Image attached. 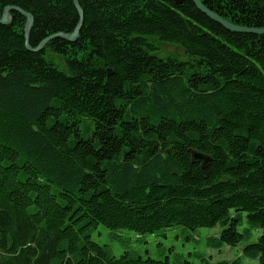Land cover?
Segmentation results:
<instances>
[{
	"label": "trees",
	"instance_id": "1",
	"mask_svg": "<svg viewBox=\"0 0 264 264\" xmlns=\"http://www.w3.org/2000/svg\"><path fill=\"white\" fill-rule=\"evenodd\" d=\"M201 1L264 27V0ZM77 2L74 42L33 52L23 16L0 23V264H243L116 257L91 239L99 224L219 225L207 245L243 244L264 264V34L229 31L191 0ZM5 6L33 16L32 47L79 20L74 0H0V17Z\"/></svg>",
	"mask_w": 264,
	"mask_h": 264
},
{
	"label": "rangeland",
	"instance_id": "2",
	"mask_svg": "<svg viewBox=\"0 0 264 264\" xmlns=\"http://www.w3.org/2000/svg\"><path fill=\"white\" fill-rule=\"evenodd\" d=\"M162 53L180 52L175 46H161ZM158 56H163L158 54ZM220 226L199 227L189 229L181 225L173 226L164 231V234H143L137 235L128 229L110 230L104 225H97L91 233V239L100 244L106 245L113 256L118 257L123 251H131L142 257L162 259L167 256L172 259L175 255H181L189 261L199 262L197 254L204 255L210 262L218 260H231L240 257L243 264H255L256 259H250L241 255L243 244L229 246L222 244L214 247L209 246L206 240L210 236H217Z\"/></svg>",
	"mask_w": 264,
	"mask_h": 264
},
{
	"label": "water",
	"instance_id": "3",
	"mask_svg": "<svg viewBox=\"0 0 264 264\" xmlns=\"http://www.w3.org/2000/svg\"><path fill=\"white\" fill-rule=\"evenodd\" d=\"M193 2V4L196 6L197 9H199L203 14H205L208 18H210L211 20L217 22L218 24H220L223 28L232 31V32H239V33H253V34H264V27H246V26H241V25H237L234 24L230 21H228L227 19H225L224 17L216 14L215 12L211 11L210 9H208L201 0H191ZM74 4L75 7L78 11L79 14V20L76 24V26L74 27L73 31L71 33H62V32H57L55 34L49 35L45 38H43L39 44L35 47H32L29 45V32L30 29L32 27V23H33V16L24 11L23 9H21L20 7H16V6H5L2 10V15L0 17V23L1 24H9L11 22V11H15L17 13H19L21 16H23L25 18V24H24V28H23V37H24V45L28 50H31L33 52H37L39 50L42 49V47L44 46V44L52 39V38H61L64 39L68 42H74L77 38H78V32L81 26V19H82V10L80 9L77 0H74ZM111 70L108 69V73H110ZM190 154H191V161L193 163H199L202 167H205L208 165V163L210 162L211 158L209 155L202 153L200 151L197 150H190Z\"/></svg>",
	"mask_w": 264,
	"mask_h": 264
},
{
	"label": "bare ground",
	"instance_id": "4",
	"mask_svg": "<svg viewBox=\"0 0 264 264\" xmlns=\"http://www.w3.org/2000/svg\"><path fill=\"white\" fill-rule=\"evenodd\" d=\"M24 24H25V23H24ZM29 34H30V32H29ZM23 35H24V33H23ZM52 39H53V38H52ZM50 40H51V39H50ZM48 41H49V40H48ZM48 41H47V42H48ZM44 45H45V44H44ZM158 57H159V56H158Z\"/></svg>",
	"mask_w": 264,
	"mask_h": 264
}]
</instances>
